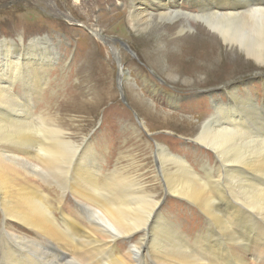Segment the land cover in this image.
Instances as JSON below:
<instances>
[{
  "label": "bare ground",
  "instance_id": "1",
  "mask_svg": "<svg viewBox=\"0 0 264 264\" xmlns=\"http://www.w3.org/2000/svg\"><path fill=\"white\" fill-rule=\"evenodd\" d=\"M147 1V8L140 0L120 1L132 28L180 18L183 30L184 22L192 28L188 20H202L219 42L264 67V0ZM194 26V34L177 39V56L163 54L168 62L205 45L218 52L214 37L204 38L202 26ZM51 48L45 35L27 43L22 36L0 40V264H264V237L253 227L264 221V126L257 115L264 113V98L254 104L247 87L242 92L228 82L218 98H209L207 116L180 119L169 111L161 120L190 131L182 139L210 150L197 163L198 174L155 143L159 171L152 177L159 173L167 194L196 207L205 220L207 229L188 241L158 212L157 198L124 176L125 155L104 150L114 165L89 139L67 140L52 115H34L38 71L57 53ZM210 56L197 54L205 63Z\"/></svg>",
  "mask_w": 264,
  "mask_h": 264
},
{
  "label": "rangeland",
  "instance_id": "2",
  "mask_svg": "<svg viewBox=\"0 0 264 264\" xmlns=\"http://www.w3.org/2000/svg\"><path fill=\"white\" fill-rule=\"evenodd\" d=\"M120 1L0 0V5L11 3L0 8V40L17 41L22 36L27 43L42 35L50 38L51 49L57 53L44 61L43 71H38L41 86L34 95V115H52L67 140L79 144L89 139L97 145L96 152L114 165L117 152L125 155L120 163L127 170L124 176L140 181L145 192L160 202L158 212L166 214L163 217L177 224L183 238L190 241L207 229L205 220L196 207L167 194L165 179L159 173L157 180L152 177L159 171L155 143L182 156L198 174L196 165L210 150L182 139L191 137L190 131L161 122L170 113L180 119L207 116L209 98H218L228 82L242 92L247 87L251 101L257 104L264 98V67L219 42L202 20H188L192 28L182 23L183 30L179 29L180 18L157 20L145 30L134 29ZM140 1L139 5L147 8L148 1ZM173 23L177 24L173 30L160 26ZM195 24L202 26L204 38L213 36L219 43L218 52L216 47L205 45L183 61L175 57L168 62L163 54L177 56V39L194 34ZM204 51L211 55L210 62L197 57ZM192 56L200 59L199 67L193 65ZM168 93L175 98H168ZM144 113H155L156 118L149 120ZM257 115L264 126V113ZM104 150L113 155L111 159ZM253 227L264 237V221ZM261 252L264 256V250Z\"/></svg>",
  "mask_w": 264,
  "mask_h": 264
},
{
  "label": "water",
  "instance_id": "3",
  "mask_svg": "<svg viewBox=\"0 0 264 264\" xmlns=\"http://www.w3.org/2000/svg\"><path fill=\"white\" fill-rule=\"evenodd\" d=\"M11 3L9 2V3H5V4H3V5H0V8H4V7H7L8 5H10Z\"/></svg>",
  "mask_w": 264,
  "mask_h": 264
}]
</instances>
